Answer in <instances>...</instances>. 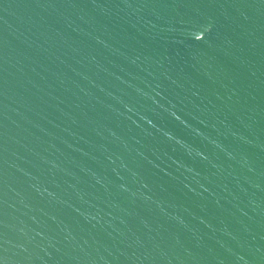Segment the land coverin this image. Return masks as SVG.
Instances as JSON below:
<instances>
[{
  "label": "water",
  "instance_id": "obj_1",
  "mask_svg": "<svg viewBox=\"0 0 264 264\" xmlns=\"http://www.w3.org/2000/svg\"><path fill=\"white\" fill-rule=\"evenodd\" d=\"M0 264H264V0H0Z\"/></svg>",
  "mask_w": 264,
  "mask_h": 264
}]
</instances>
